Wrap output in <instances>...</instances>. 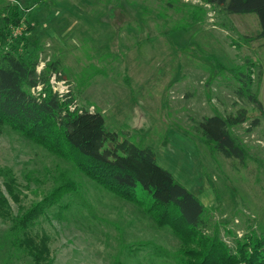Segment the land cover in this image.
<instances>
[{"label": "rangeland", "instance_id": "1", "mask_svg": "<svg viewBox=\"0 0 264 264\" xmlns=\"http://www.w3.org/2000/svg\"><path fill=\"white\" fill-rule=\"evenodd\" d=\"M16 17L18 27L7 28ZM0 30V48L24 37L20 52L36 53L39 72L60 61L78 106L101 112L121 140L152 147L158 164L210 210L208 233L217 230L233 251L247 234L264 235V115L237 96L229 71L251 73L264 109L257 15H231L203 0H0ZM243 108L250 121L232 133L247 151L245 165L212 154L198 127ZM255 119L260 125L248 132ZM73 162L0 128V194L9 213L0 216V264H34L18 245L25 234L48 240L53 264H180L190 248L178 231ZM61 186L73 191L48 202ZM42 202L31 225L13 228Z\"/></svg>", "mask_w": 264, "mask_h": 264}, {"label": "trees", "instance_id": "2", "mask_svg": "<svg viewBox=\"0 0 264 264\" xmlns=\"http://www.w3.org/2000/svg\"><path fill=\"white\" fill-rule=\"evenodd\" d=\"M41 1L36 0V5ZM203 1L225 7L231 15H257L261 26L258 39L264 40V0ZM11 19L7 28L13 24L18 27L22 17ZM29 27L31 33L32 25ZM0 33L5 35L4 30ZM24 41L22 37L8 44V48L7 45L0 48V128L8 126L53 153L71 159L80 172L108 191L147 205L161 224L178 231L189 246L184 257L178 258L180 264H264V235L247 234L237 241L233 251L220 239L217 230L208 233L210 210L158 164L154 149L121 140L118 133L107 129L101 112L78 106L72 92L64 96L55 92L51 84L53 75L58 80H66L60 71V61H49L39 72L40 60L36 53L20 52ZM229 71L240 85L237 96L255 104L264 115L263 105L252 90L251 73L241 67ZM249 121L248 111L243 108L227 117H206L198 127L212 154L245 165L247 151L233 136L232 128ZM259 125L260 120L255 119L247 131ZM71 191L61 186L48 202L56 204ZM48 202L33 207L13 228L19 230L20 224L31 225L44 213ZM6 208V200L0 194V216L4 218L9 217ZM18 245L34 264H53L46 238L33 239L25 234L19 238Z\"/></svg>", "mask_w": 264, "mask_h": 264}, {"label": "built area", "instance_id": "3", "mask_svg": "<svg viewBox=\"0 0 264 264\" xmlns=\"http://www.w3.org/2000/svg\"><path fill=\"white\" fill-rule=\"evenodd\" d=\"M51 84L53 86L54 91L59 93L61 96L71 93V90L69 87L68 88L63 87V85L67 84L66 80H58L57 75H53V77L51 78ZM91 111H94V110L91 109Z\"/></svg>", "mask_w": 264, "mask_h": 264}]
</instances>
